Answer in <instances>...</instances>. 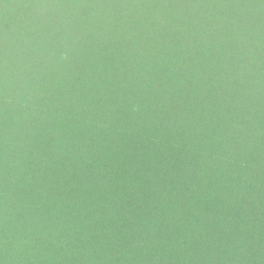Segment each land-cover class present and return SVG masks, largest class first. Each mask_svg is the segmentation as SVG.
Here are the masks:
<instances>
[{"label":"trees","instance_id":"16d2710c","mask_svg":"<svg viewBox=\"0 0 264 264\" xmlns=\"http://www.w3.org/2000/svg\"><path fill=\"white\" fill-rule=\"evenodd\" d=\"M19 2L12 6L30 10ZM36 3L37 14L23 18L24 26L38 28L36 36L55 33L54 49L92 67L99 92L97 100L90 101L84 80L70 78L62 88L57 84L62 82L48 79L52 85L46 95L18 97L11 91L0 95V264L12 263L14 248L19 257H31L35 264H138L134 258L145 264H264V145L251 151L247 140L240 143L214 126L204 134L200 130L208 121L188 107L190 98L204 91L227 98L228 105L233 87L215 80L210 67L195 85L187 78L174 89L153 61L136 60V69L124 74L116 57L124 53L132 59L131 46L118 43L108 51L91 29L95 22L88 27L70 23L55 2ZM154 4L208 33L212 22L208 9L204 10L208 21L201 22L203 17L190 11L185 0ZM106 6L104 2L95 13L99 26L109 16ZM244 10L254 24L263 21L262 12L247 5ZM174 19L181 24L180 18ZM110 34L117 40L116 30ZM29 56L34 63L41 59L45 65L51 63L37 48ZM111 59L116 64L109 69L104 64ZM125 87H132L136 97H121ZM103 89L108 92L102 96ZM109 94L125 124L113 126L122 138L119 150H110L113 141L102 134L109 118L99 104ZM250 97L241 103L245 117L256 116L258 127L264 129V107L256 114L248 106L253 104ZM59 111L65 119L86 118L97 132L60 130L52 116H45ZM262 137L259 132L257 138ZM103 140L109 150L102 149ZM195 141L197 148L191 145ZM106 214L108 220L140 226L107 229L102 224ZM160 218L168 225L143 231L148 235L144 239L141 229ZM69 222L71 231L65 228ZM155 234L159 241L151 246Z\"/></svg>","mask_w":264,"mask_h":264},{"label":"rangeland","instance_id":"374dc122","mask_svg":"<svg viewBox=\"0 0 264 264\" xmlns=\"http://www.w3.org/2000/svg\"><path fill=\"white\" fill-rule=\"evenodd\" d=\"M13 1L15 0H0V95L6 91L17 93L18 97L46 95L48 85H52L47 83L48 79L62 82L57 83L62 88L66 80L71 78L80 82L84 80V92L87 93L85 95L89 96L90 101H96L99 84L95 79V70L73 61L65 52H57L53 45L55 33L43 35V37L36 36L38 28L34 25L27 26V28L24 26L23 18H27V15L34 17L37 14L36 0L19 2L28 4L29 11L22 6H19V10L14 8ZM51 1L60 7L70 23L74 21V23L88 27L90 23L95 22L91 25V29H95V36L99 37V42L106 46L108 51H112L118 43L131 46L132 59L124 53H118L116 57L117 64L124 74H131L136 69V60L147 61V64L153 61L164 82L174 89L179 88L180 80L185 81L187 78L195 85L199 82L201 72L206 67H210L214 79L229 84L233 87V92L229 93L228 105L224 103L227 98H219L212 91L198 93L191 97L189 102L186 99L188 107L197 110L200 115H203L204 121L209 123L200 131L208 134L209 126H214L215 129H219L220 134L230 135L232 139L240 143L247 140L251 151L257 150L259 145H264V129L258 127L255 121L256 116L255 118L245 117L246 111L241 105L244 97L249 94V97L252 96L250 98L253 99V104L250 105L248 102V106L255 109L256 114L261 112L260 108L264 107V18L260 24H254L244 10V6L247 5L249 9L255 10L258 14L262 12L264 17V0H249L248 2L247 0H196L194 3L185 0L190 11L199 13L203 17L200 19L201 22L208 21L204 18V10L210 11L212 22L207 26L208 33L200 30L202 28L197 25H190L183 16L173 13L171 9L156 6L154 4L156 0ZM104 2L107 5L106 12L109 16L102 20L99 26L97 24L98 14L95 13L100 12ZM176 17L181 19V24L175 22ZM113 30H116L118 34L117 40L110 34ZM35 48L45 58L50 57L51 63L45 65L42 59L37 63L31 61L29 52ZM113 64L115 65L116 62L111 59L104 65L112 69ZM177 69H181L179 76L176 74ZM108 76L109 73H106L104 79ZM101 86L104 88L106 85L101 84ZM131 88H123V92L119 95L127 99L136 97V93ZM107 92V89H103L102 96ZM112 95H106L99 104L101 112L109 118L107 130L102 134L105 138L108 137L106 139L109 142L113 141L112 144L110 143V150H119L122 147V138L113 130V126L125 124L117 115L116 109L119 105L111 100L114 98ZM258 103H260L259 107H257ZM234 106L238 110L230 111L229 107ZM6 111L10 116L14 113L11 107ZM61 112L63 111L49 113L45 116H52L56 126L62 131L68 129L72 133L85 135L97 132V127L90 125L86 118L65 119V114ZM169 123L167 122L168 125ZM225 123L229 124L228 128ZM258 130L263 135L261 140L257 138ZM239 133L242 135L239 136ZM220 134H218V139L225 141ZM108 141L100 142L103 145L102 149L109 150ZM195 142L191 145L195 148L199 147V143ZM217 145L219 146V143H216ZM189 155L186 153L187 158ZM109 216L110 214H106L102 222L107 229L114 227L116 231H124L129 227L140 226L136 222L130 224L124 220L119 223L113 219L108 220ZM154 221L152 225H147L148 228L141 229L144 239H147L148 235L143 231L153 232L156 228L168 225L163 222V218H160L159 223ZM71 227H73L72 222L65 224L68 231H71ZM154 236L151 246L159 241L158 235ZM94 247L91 245V250H94ZM12 252L14 256L10 264H35L31 257H19L15 248ZM137 259L134 258L138 264H145L144 260ZM2 264L5 263L2 262ZM122 264L128 263L124 261Z\"/></svg>","mask_w":264,"mask_h":264}]
</instances>
